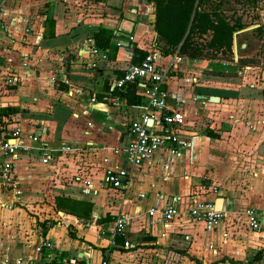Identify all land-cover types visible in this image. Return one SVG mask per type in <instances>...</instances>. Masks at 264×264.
Listing matches in <instances>:
<instances>
[{
    "label": "crops",
    "instance_id": "crops-1",
    "mask_svg": "<svg viewBox=\"0 0 264 264\" xmlns=\"http://www.w3.org/2000/svg\"><path fill=\"white\" fill-rule=\"evenodd\" d=\"M224 13L244 26L233 32L222 65V57L159 55L147 0H0V74L9 70L18 80L13 92L0 89V113L15 120L8 126L37 133L48 147L75 148L46 164L37 154L16 158L21 194L11 209L0 206V264H40L34 248L41 241L82 264H264V230H249L241 214L244 207L264 212V45L253 50L264 44V8ZM99 28L110 31L109 45L92 53ZM125 46L152 53L168 68L165 104L184 117L180 154L155 151L132 168L111 149L126 143L141 104L91 101L130 63ZM143 92L140 84L136 93ZM116 166L129 171L121 189L104 182ZM84 179L91 194L81 193ZM212 187L228 212L210 230L183 214L166 227L159 213L147 214L168 204L181 210L189 198L214 197L216 206ZM43 192L52 200L42 217ZM55 196L89 202V217L57 210ZM0 199L11 195L0 188ZM122 212L130 217L123 235L101 233Z\"/></svg>",
    "mask_w": 264,
    "mask_h": 264
},
{
    "label": "built area",
    "instance_id": "built-area-1",
    "mask_svg": "<svg viewBox=\"0 0 264 264\" xmlns=\"http://www.w3.org/2000/svg\"><path fill=\"white\" fill-rule=\"evenodd\" d=\"M263 8L264 0H260L253 10L257 12ZM124 49L125 52H131L126 46ZM97 51L98 49L92 47V53ZM103 57L101 55V58ZM232 60L235 61V58ZM227 63L226 60L221 62L222 65ZM90 66L92 67L94 64L90 63ZM167 76L168 68L158 66L153 54L147 53L138 64L128 63L121 74L114 78L111 88L103 90L99 98L91 97V101L114 105L118 103L119 97L113 90H123L133 82L142 84L144 92L139 94L143 98L140 105L141 114L137 120L129 122L126 143L111 149L113 155L123 159L129 168L140 166L155 151H163L170 156H176L185 147V142L180 138L184 117L179 110L169 109L165 104L163 84ZM17 81V76L13 72L5 70L3 74H0L1 91L13 92L18 83ZM14 121L9 114L0 115V188L11 195L10 200L0 199V206L7 209L13 207L14 202L19 200L21 194L15 169V160L18 156L37 154L40 162L46 164L53 156L75 149L73 146L63 143L57 147H48L37 133H25L18 125L8 126L10 123L13 124ZM128 172L127 168L116 166L115 169L105 172L104 182L114 189L124 188L128 183ZM81 193L84 195L91 194L90 183L85 179L82 180ZM210 193L216 198L221 197L215 187L210 189ZM155 212L160 214L164 227L173 218L183 214L190 222H202L206 230H210L228 212V206L227 203H223L217 208L214 205V197L206 200L189 198L185 208L181 210L168 204L158 210L151 208L147 211V214L152 215ZM241 214L249 230L256 232L264 230V225L261 223L262 212L253 207H244ZM129 220L130 217L127 214L118 213L102 229L101 233L110 239L122 236ZM123 246L129 247L130 245L128 242H124ZM34 252L39 256L38 261H40V264H82L76 256L62 259L47 241H41L35 246ZM16 263H19V261H16ZM26 264H33L32 260H27ZM100 264L106 263L102 261Z\"/></svg>",
    "mask_w": 264,
    "mask_h": 264
},
{
    "label": "trees",
    "instance_id": "trees-1",
    "mask_svg": "<svg viewBox=\"0 0 264 264\" xmlns=\"http://www.w3.org/2000/svg\"><path fill=\"white\" fill-rule=\"evenodd\" d=\"M153 6L155 49L159 55L175 54L190 59H228L234 31L242 28L239 17L231 18L224 12L227 0H147ZM239 7L253 9L260 0H234ZM260 33L259 28L253 30ZM110 31L99 28L92 35V46L104 50L109 45ZM146 51L131 48L130 63L138 64ZM219 75H224L219 73ZM139 82L128 84L123 90H113L128 105H140L142 97L136 93ZM106 89H109L108 87ZM4 111L0 114H7ZM57 210L87 218L91 204L62 196L53 198ZM120 237V236H119ZM118 237V238H119ZM255 256H259V253Z\"/></svg>",
    "mask_w": 264,
    "mask_h": 264
},
{
    "label": "rangeland",
    "instance_id": "rangeland-1",
    "mask_svg": "<svg viewBox=\"0 0 264 264\" xmlns=\"http://www.w3.org/2000/svg\"><path fill=\"white\" fill-rule=\"evenodd\" d=\"M223 8H224L225 12H231L232 10H233V12H250V11H253V10H251L250 7H247V6L239 7V5L234 0H227V2L225 4H223ZM247 14H249V13H247ZM249 16H252V15L249 14ZM263 45H264L263 43H262V47H258L255 45L253 50L255 52H257L259 50V48H263ZM260 51H261V53H263V57H264V50H260ZM223 59H225V58H223ZM39 200H42L41 204L43 206H42V209H40V210L37 209V213L43 217L46 212L47 213L50 212V206H51L50 201L52 200V194L43 192L42 197ZM24 209L28 213L27 215H30V216L33 215V213H32V212H34L33 209H28V210L26 208H24Z\"/></svg>",
    "mask_w": 264,
    "mask_h": 264
},
{
    "label": "water",
    "instance_id": "water-1",
    "mask_svg": "<svg viewBox=\"0 0 264 264\" xmlns=\"http://www.w3.org/2000/svg\"><path fill=\"white\" fill-rule=\"evenodd\" d=\"M213 99H215V100H217V98L216 97H214V96H211L210 97V100H213ZM218 201H222V198L221 197H217V202ZM261 223L264 225V212L262 213V215H261Z\"/></svg>",
    "mask_w": 264,
    "mask_h": 264
},
{
    "label": "bare ground",
    "instance_id": "bare-ground-1",
    "mask_svg": "<svg viewBox=\"0 0 264 264\" xmlns=\"http://www.w3.org/2000/svg\"><path fill=\"white\" fill-rule=\"evenodd\" d=\"M219 203H220V201H218L217 204H216V207H217V208L219 207Z\"/></svg>",
    "mask_w": 264,
    "mask_h": 264
}]
</instances>
